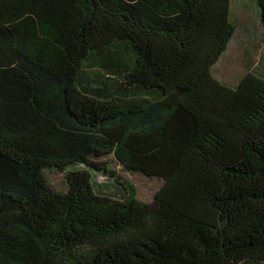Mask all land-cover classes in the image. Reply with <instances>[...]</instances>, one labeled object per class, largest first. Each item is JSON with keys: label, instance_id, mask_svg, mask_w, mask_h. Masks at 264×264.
I'll return each mask as SVG.
<instances>
[{"label": "trees", "instance_id": "obj_1", "mask_svg": "<svg viewBox=\"0 0 264 264\" xmlns=\"http://www.w3.org/2000/svg\"><path fill=\"white\" fill-rule=\"evenodd\" d=\"M230 6L0 0V264H264V76L213 72ZM109 163L160 181L152 204ZM50 175L114 193L63 228Z\"/></svg>", "mask_w": 264, "mask_h": 264}, {"label": "rangeland", "instance_id": "obj_2", "mask_svg": "<svg viewBox=\"0 0 264 264\" xmlns=\"http://www.w3.org/2000/svg\"><path fill=\"white\" fill-rule=\"evenodd\" d=\"M230 15L235 26L234 38L213 72L220 82L232 87L250 72L264 76V26L259 18L258 8L251 0H231ZM109 166L121 180L133 184L139 202L152 204L153 197L160 189V181L126 172L116 163H109ZM49 180L52 188L60 192L62 198L58 199L52 193L46 203L44 215L46 219L58 221L63 228L78 227L86 221L94 203L102 199L99 196L101 192L114 193L113 180L102 175L95 176L93 183L74 192L75 194L66 193L61 176L50 175Z\"/></svg>", "mask_w": 264, "mask_h": 264}]
</instances>
